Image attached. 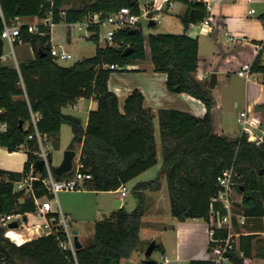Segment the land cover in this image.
<instances>
[{
    "label": "trees",
    "instance_id": "trees-1",
    "mask_svg": "<svg viewBox=\"0 0 264 264\" xmlns=\"http://www.w3.org/2000/svg\"><path fill=\"white\" fill-rule=\"evenodd\" d=\"M176 1L189 5L187 14L182 16L185 30L179 34H145L138 25L123 28L114 37L115 45H98L94 56L64 66L52 55V28L40 25L43 32L40 34L30 33L28 25H22L20 40L32 43L36 58L17 65L13 60L0 57V123L7 125L6 130L0 131V146L9 151L23 148L28 154L23 172L0 169V215H25L36 210L33 198L25 197L21 201V193L14 191V182L25 177L38 158V143L29 138L35 134L32 114L37 117V130L48 135L52 145L60 141L65 124L71 127L73 137L69 149L82 144L81 169L93 176L86 182L89 189L117 190L155 166L159 154L163 159L162 171L156 178L135 184L136 208L130 212L122 206L97 220L93 236L76 249L75 254L61 247L60 241L66 235L60 229L18 245L0 226V264H124L135 252L144 250L140 231L150 204L146 191L158 190L164 177L168 181L172 215L180 221L197 217L207 220L212 199L221 190L217 178L233 166L237 177L241 178L238 190L243 195L242 213L247 218L264 216V143L258 145L244 136L216 133L213 116L216 99L207 84L196 78L201 60L199 42L187 34L191 23L203 21L209 13L203 2ZM0 3L7 21L19 16L43 18L48 6L45 0H0ZM124 6L139 16L143 14L140 0H82L79 7L56 0L54 20L56 24L63 21L60 10L66 12L64 20L72 22L92 12L106 16ZM260 18L264 22V14ZM149 26L155 28L157 23ZM3 28L0 18V35ZM90 38L98 41L99 36L96 33ZM39 45L46 53L44 56L38 51ZM147 45L155 71L167 74V88L171 92L191 94L207 108L204 117L176 108L159 109V141L154 111L145 106L142 91H132L121 108L118 95L108 85L112 72L121 69L104 67L114 64L126 70L127 65L146 60ZM262 56L260 51L253 61L252 73H261L264 79ZM79 98L96 101L86 126L81 116L64 112L65 107L75 104ZM252 117L264 122V114L261 117L252 114ZM56 168L52 170L57 179L72 176L76 170L57 174ZM41 174L46 175V171ZM34 191L37 197H51L39 180L34 181ZM214 208L226 212L221 203H215ZM216 236L225 237V230H218ZM213 245L209 243V251ZM156 250L162 251L161 244H156ZM253 256L264 257V238L257 234H240L239 248L234 245L229 253L230 261L244 264L245 258ZM190 264L212 262L192 260Z\"/></svg>",
    "mask_w": 264,
    "mask_h": 264
},
{
    "label": "crops",
    "instance_id": "crops-1",
    "mask_svg": "<svg viewBox=\"0 0 264 264\" xmlns=\"http://www.w3.org/2000/svg\"><path fill=\"white\" fill-rule=\"evenodd\" d=\"M161 2L162 0H160V3ZM174 2L175 5L171 7L169 5L170 2L166 1L164 7L155 12L154 19L156 22V19L161 16L164 29H166L168 32L179 34L184 32L185 30L184 24L182 22V16H185L187 14L189 5L182 1L174 0ZM211 4L213 6V10L211 13L213 16V21L211 22V26H203L199 24V22L191 23L187 29L188 36L198 39L199 42V55L201 60L199 69L196 73V78L205 83L204 81L214 72H216L218 76L217 85L219 83L220 75L236 73L239 77L246 79V97L248 101L245 109L243 110H248L249 112H251V114H258V117H261V115L264 114V108L262 107L264 106V87L262 83L258 84L255 82H251L250 77L247 78L244 76H240L238 74V71L241 69L243 63L254 61L256 56L259 54V50L256 48V44L264 42V22L260 18V15L264 14V0H212ZM65 5L79 7L82 5V0H65ZM252 10H254V12ZM192 15L193 13H191V16ZM22 19H32V21H25L23 23H20L19 20ZM41 19L42 18L38 16H19L15 19H12L10 22H14L15 24H18L20 26H29L38 24ZM215 31H217L216 38ZM210 36H212V44H210L211 49H213L212 56H210V54L208 53L203 52L204 42L207 41ZM23 42L31 43L28 41ZM51 45L53 49L55 45L52 41V32ZM146 48L148 52V58L146 60L129 64L126 66V70L121 69L113 71L110 76L108 85L110 90L118 95L121 108H123L126 98L129 96V94H131L132 91H134L135 89H139L142 91L145 96V106L153 109L154 111L156 138L159 141V120L157 115V111L159 109L176 108L189 112L197 117H204L207 108L202 100L192 96L191 94H188L186 92H171L166 85L167 74L164 72L155 71L154 65L150 58L149 46L147 45ZM30 50V56H23V58L21 59L16 58L17 65L19 62L36 58V50L32 43L30 46ZM1 58L2 60H7L6 56L4 55H2ZM262 59L264 61V54L262 56ZM252 74L254 73H251V75ZM250 85L254 86V90L252 91V93L250 92ZM216 87L211 89L216 99V106L213 109L215 131L218 134H225L230 136L224 130L222 118L219 115V110L223 106V100L220 98V93H216ZM235 105H237V103H235ZM95 106L96 101L94 100V98H79L76 103L72 105V113H75V115H80L83 118L86 126L89 112L91 109L95 108ZM25 127H28V124H25ZM6 128V124L0 123V131L6 130ZM239 133L240 131L236 136L230 137H237L239 136ZM74 150L76 151L74 163H76L77 168V166L80 164L79 161L81 157L82 144H77ZM27 161L28 154L23 148L16 151H9L7 148L0 146V169L13 172H23ZM162 167L163 159L161 154H159L158 163L134 178V185L141 181H147L156 178L162 171ZM145 174H149L146 175V177L148 176L147 178H140V176H144ZM86 182L87 180L82 182L81 189L75 190L76 192L83 194L81 195V198H84L85 196H89L91 194L98 195L101 192L89 189L86 186ZM109 192H112L116 195V204L120 202V206H117V209L124 206L125 198L128 197L129 194H127L125 197H121L119 189L109 190ZM146 194L148 196L150 204L149 210L144 215V224L147 223V216H155L156 213L160 211L162 203H164L163 205L165 206V208L168 209V211L171 213V199L168 188V181L165 177L163 179L161 187L158 190H147ZM21 195L22 197L20 200L23 201L26 196H24L23 194ZM56 206L57 205L54 204V207ZM90 208L95 210L96 215L104 211V216H107L114 210H116H102L100 206L98 208L93 205H90L89 208L86 207L85 209L90 210ZM82 209L83 205H81V202L75 201L72 205V211L68 208L67 212L69 213L68 215L72 216V219H77V217H80L79 213L82 211ZM234 211L242 213L241 208L235 209V206ZM33 212L27 213L25 215L23 214V222H21L20 228L16 231L17 237L19 239H12V241L18 245H21L31 239L38 237V235L35 234L33 226L39 222H35L31 225L27 224L30 216L36 218L32 214ZM103 217L95 218L94 229L96 221ZM173 218L174 219H172V223L165 225L164 228L166 229L165 232L170 230L173 231L174 242H170L171 245L170 243L168 245L167 242L162 241V251L160 252L161 255H166L167 257H169L171 259L170 264H184V262L190 264L192 260L209 259L210 251L208 250V247L210 243V224L208 222V219L206 220L204 218L197 217L190 218L185 221H180L174 216ZM72 229L78 230V237L83 245L87 243L94 234L93 230L90 236L82 237V232L80 229H77L75 227H73ZM235 230L240 234H257L259 235V237L264 238V216L246 218V223L244 225H239L237 223V225H235ZM236 245L238 249L239 237L238 243ZM238 254L242 256V253L238 252ZM148 259L154 258H152L151 256H145L140 264H146V261ZM154 260L156 263V259ZM244 264H264V257L253 256L245 258Z\"/></svg>",
    "mask_w": 264,
    "mask_h": 264
},
{
    "label": "built area",
    "instance_id": "built-area-1",
    "mask_svg": "<svg viewBox=\"0 0 264 264\" xmlns=\"http://www.w3.org/2000/svg\"><path fill=\"white\" fill-rule=\"evenodd\" d=\"M48 6L45 10V15L38 24L29 25L28 30L30 33H40V25L52 28L56 25L54 20L55 15V2L56 0H45ZM170 2V6L175 5L174 0H165ZM189 1H200L206 5L208 16L201 21L199 24L203 26H211L213 21L212 10L213 6L211 4L212 0H189ZM160 0H158L149 10H146L145 17L148 18V14L151 11L156 12L160 10ZM254 12V10H252ZM65 10L59 11V16L63 21H65ZM0 18L3 21L4 28L0 35L4 40H7L12 46L13 44L20 40L21 36V26L15 24L14 22L7 21L5 18L4 11L0 4ZM140 22V16L132 11L130 7L124 6L118 11L104 16L101 12H92L88 14L83 19L67 22L72 30L84 29L87 36L90 38L94 34H98L100 37V26L104 24H111L114 26L113 29L109 30L105 35L106 45H115L114 37L116 33L123 29L129 27H136ZM96 27H99L97 30ZM228 34V33H226ZM256 48L263 52L264 54V42L256 44ZM52 55L55 61L68 60L73 58V55L64 49H61L58 53L52 49ZM253 62L243 63L241 69L238 71L240 76L250 77L252 73ZM104 67H110L112 69H124V67H119L118 65H104ZM238 124H239V136L247 137L250 141L261 145L264 143V122L256 121L252 117L251 112L248 110H243L238 112ZM37 117L32 114V121L35 126V134L29 135V138L36 139L38 143L37 160L41 159L44 161V170L46 175H42L41 172L36 168L35 163L32 164L29 173L22 179L14 182V191L20 192L26 197L33 198L36 203V210L32 213L36 219L40 220L39 223L33 226L35 234L39 236L48 235L51 233H57L59 229L66 235V238L60 241V245L64 249L71 250L74 254L76 251V246L74 242L73 229L70 226L71 216L65 215L60 203L58 201V193L65 190L75 191L82 187V182L92 179V173L85 172L81 169L82 165H78L74 174L72 176L57 179L53 173L51 165V139L48 135L40 133L36 128ZM237 172L234 167H230L223 171L221 175L218 176L217 180L221 185V190L216 197L212 199V209L208 222L210 242L214 243L210 251L209 260L212 264H227L230 262L229 253L234 248V245L238 243V237L240 233L235 230V225H244L246 223V216L241 212L234 211V204L232 201V195L234 192L235 177ZM39 180L47 188L51 197L43 196L37 197L34 191V181ZM121 197H125L128 194V188L126 184L122 185L120 188ZM221 203L222 207L226 210L222 213L221 209H215L214 204ZM54 204L57 206L54 207ZM18 221L19 226L17 228H10L9 224ZM21 222H23V214L13 213L0 215V226L6 229L5 235L12 239H19L17 237L16 231L20 228ZM225 230V237H218L217 231ZM171 259L166 255H161L160 259H156L155 264H170ZM182 264V263H180Z\"/></svg>",
    "mask_w": 264,
    "mask_h": 264
},
{
    "label": "rangeland",
    "instance_id": "rangeland-1",
    "mask_svg": "<svg viewBox=\"0 0 264 264\" xmlns=\"http://www.w3.org/2000/svg\"><path fill=\"white\" fill-rule=\"evenodd\" d=\"M158 0H140L141 9L143 13H145L146 10H149ZM165 0H162L161 7H164ZM159 11V10H158ZM165 12V11H162ZM25 21H32V19H22L19 20L20 23H23ZM157 26L156 28L149 26V19L145 17L144 14L140 16V23L137 27H141L143 32L145 34L148 33H157V32H168L163 27L162 17L159 16L158 19H156ZM69 24L66 21H61L60 23L54 25L52 27V41L55 45L53 47V50L55 52H59L61 49H64L66 51H69L73 58L68 60H60L58 61L59 64L64 66H70L77 62L78 60H81L86 57H92L96 53L97 46H105V35L107 32L114 28L111 24H104L100 26V38L98 41L95 39L89 38L86 34V31L84 29L80 30H72L69 26ZM212 36H210L207 41L204 42L203 45V52L210 54V56L213 55V49H211L210 44H212ZM31 43H24L23 40H20L18 43L13 44V46L7 41H4V51L3 55L6 56L7 60H13L16 63V58L21 59L23 56H30L31 50H30ZM264 62V61H263ZM211 79V76H209L204 82L207 84ZM250 81L255 82L258 84L263 85V75L261 73H254L250 75ZM246 79L239 77L236 73L226 74V75H220L219 83L216 87V93H220V98L223 100V106L219 110V115L222 118L223 122V128L226 131L227 134L230 136H236L239 132L238 127V112L245 109L247 104V97H246ZM254 90V86L250 85V92ZM237 103V105H235ZM65 113L75 114L72 113V105H69L64 108ZM80 116V115H79ZM72 141V130L69 125L65 124L62 128V131L60 133V141L57 145H53L51 147V164L53 167L58 166L61 164L65 152L69 149V145ZM52 167V168H53ZM76 169V163L73 165V169ZM151 171V170H150ZM151 173V172H150ZM145 174L144 176H140V178H147ZM155 177V176H154ZM153 177V178H154ZM235 185H234V192L232 195V201L235 206V209L241 208V202L243 195L238 190V185L241 182V178L235 177ZM135 181L131 180L127 183L128 188V197L125 198L124 206L127 211H133L137 204V197L135 196L133 192ZM81 195L76 191H70L65 190L58 193V201L60 202L61 208L65 215H68L67 212L68 208L72 211V205L75 201L81 202V205H83L82 211L79 213L80 217L77 219H72L71 216V222L70 226L71 228L75 227L77 229H80L82 232V237H88L92 234L94 230V221L95 218L103 217L104 211L100 212L98 215H96V212L94 209L90 208V210L85 209L86 207L89 208L90 205H93L95 207L99 206L101 209L105 210H114L117 209L115 194L109 191H101L98 195L91 194L89 196H85L84 198H81ZM82 200V201H81ZM96 200V201H95ZM83 203V204H82ZM91 203V204H90ZM90 204V205H89ZM162 203L160 211L156 213L155 216H147V223L144 224V227L141 230V238H143L144 243V250L138 251L133 254V256L130 258V260H127L125 264H140V262L145 258V251L149 244L152 241H156V244H161L162 241L169 243H173L174 241V233L172 230L166 231L164 228L165 225L172 223L173 216L168 211V209L165 208V206ZM89 205V206H88ZM86 210V211H85ZM107 212V211H105ZM79 216V215H78ZM97 216V217H96ZM100 216V217H99ZM35 222H40V220L29 217L28 219V225L34 224ZM170 243V245H171ZM161 251L155 250L154 253L151 255L154 259H160ZM184 264H187L184 262ZM227 264H234L233 262H228Z\"/></svg>",
    "mask_w": 264,
    "mask_h": 264
},
{
    "label": "water",
    "instance_id": "water-1",
    "mask_svg": "<svg viewBox=\"0 0 264 264\" xmlns=\"http://www.w3.org/2000/svg\"><path fill=\"white\" fill-rule=\"evenodd\" d=\"M194 11H192L193 13ZM154 14L155 12L154 11H151L149 12L148 14V18H149V23L150 24H153L155 22V19H154ZM216 35H217V31H215V38H216ZM3 49H4V40L2 37H0V57H2L3 55ZM38 51L39 53L41 54V56H44L46 53H43V50L41 49V46L39 45L38 46ZM217 73L214 72L212 75H211V79L208 83V88L209 89H213L216 87L217 85ZM21 126H23V121H21L20 123ZM76 157V151L73 150V149H68L66 152H65V156L61 162V164L55 169V173L57 174H63L65 172H69L72 170L73 168V165H74V158ZM35 166L38 170L40 171H43L44 170V161L39 159L35 162ZM117 206L119 207L120 206V202L117 203ZM19 226V222L18 221H14L12 223L9 224V227L10 228H17ZM72 233L74 234V242H75V246L76 248H81L83 246L82 242L80 241L79 237H78V230L76 229H73ZM156 250V241H152L149 246L147 247L146 251H145V254L146 256H151L154 251ZM146 264H155V260L154 259H148L146 261Z\"/></svg>",
    "mask_w": 264,
    "mask_h": 264
}]
</instances>
